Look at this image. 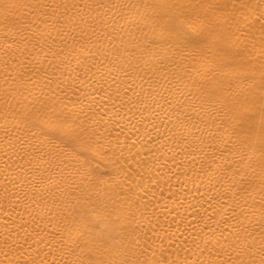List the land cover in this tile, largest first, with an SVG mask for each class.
Wrapping results in <instances>:
<instances>
[{"label":"bare ground","instance_id":"6f19581e","mask_svg":"<svg viewBox=\"0 0 264 264\" xmlns=\"http://www.w3.org/2000/svg\"><path fill=\"white\" fill-rule=\"evenodd\" d=\"M0 264H264V0H0Z\"/></svg>","mask_w":264,"mask_h":264}]
</instances>
